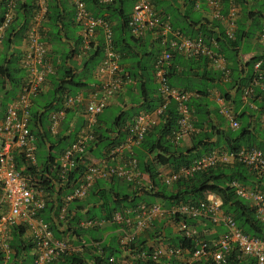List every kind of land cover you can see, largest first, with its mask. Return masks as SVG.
Returning a JSON list of instances; mask_svg holds the SVG:
<instances>
[{
  "label": "built area",
  "instance_id": "2783aa9c",
  "mask_svg": "<svg viewBox=\"0 0 264 264\" xmlns=\"http://www.w3.org/2000/svg\"><path fill=\"white\" fill-rule=\"evenodd\" d=\"M73 6V22L79 27L81 53H86L94 44L96 34H100V61L94 69L97 85L94 94L84 103L79 96H65L61 108L48 115L47 131L51 136L58 133L59 126L68 109L82 104V125L75 132L72 141L54 160L59 178H65L75 167L77 158L94 139L93 128L96 117L107 107L111 98L123 88V71L120 66V55L112 46L111 23L103 17H93L85 8L83 0H69ZM199 0H194L197 4ZM98 4H108L111 0H96ZM215 17L224 22V34L233 38L234 9L230 8L225 17L218 14L221 0H205ZM131 11L127 19V28L134 39L150 33L159 39L162 51L155 57L152 65L155 95L159 104L152 111H140L132 119L123 138L113 145L94 162L83 164V170L77 183L68 193L60 198L58 219L65 216L67 204L83 200L91 186L98 180L120 178L134 190H150L151 183L143 181V175L137 169L134 149L141 145L145 134L158 121L169 103L175 106L176 128L169 135V141L177 144L180 140L189 138L195 131L193 115L188 102L193 93L170 86L167 82L166 68L173 54L185 59L205 58L211 65L221 61L220 56L199 38L181 36L170 29L165 19L154 13L150 0H131ZM196 7V5H195ZM14 3L9 1L0 23V31L5 29L13 18ZM34 10L30 24L25 30L28 41V51L21 59L24 80L16 97L6 105L0 118V253L2 264H11L8 247V227L12 224H22L29 228L34 244L32 259L29 264H50L61 255L76 254L82 251V246L73 245L75 237L64 236L55 238L46 223L37 219L44 209L47 193L31 184L30 177L16 170L13 156H22L27 167L36 168L35 141L29 132L28 111L31 98L36 96L44 81L45 75L52 71L51 65L45 60V46L39 41V23L47 13V0H34ZM264 30V23L262 24ZM257 77H264V67L261 62L253 64ZM225 70V69H224ZM227 76L224 72L223 77ZM250 93L249 88L243 89V97ZM226 114V113H225ZM229 127L236 129L237 122L229 114L225 115ZM264 123V116L262 117ZM236 162L243 165L247 171L257 177H264V156L256 148H240L235 152L214 150L197 157L187 166L175 170L157 171L158 183L171 188L177 181L190 178L193 174ZM234 195L241 198L253 208L256 219L264 224V195L250 187L235 181L229 183ZM158 203H137L134 207L122 208L109 219L117 226V242L119 246H128L136 237L152 227L153 222L168 218L175 226L179 237L194 241V249L187 251L179 247L162 244V237L157 236V242L150 246V252L133 250L117 262L113 257L107 264H144L145 260L155 263L178 260L175 264H197L201 260H209L211 264H224L231 249L238 252L242 258L252 260V264H264V240L247 236L239 231L233 218L220 209V199L216 194L206 193L195 202L172 203L164 209ZM175 218V219H174ZM186 220L207 221L213 227L221 226L223 232L215 239L204 240L199 236L196 226L186 223ZM105 221L93 219L82 220L78 228L87 230L104 224ZM68 235V234H67ZM69 239L71 241H69ZM128 258V260H127Z\"/></svg>",
  "mask_w": 264,
  "mask_h": 264
},
{
  "label": "crops",
  "instance_id": "0c3cea01",
  "mask_svg": "<svg viewBox=\"0 0 264 264\" xmlns=\"http://www.w3.org/2000/svg\"><path fill=\"white\" fill-rule=\"evenodd\" d=\"M9 1L14 3L13 18L10 24L0 31V60L4 57V66L8 70H12H9V72L11 73V79L15 81L13 83L16 84L14 87L5 86L4 91H8L6 93L8 98L5 99L6 96L0 98V118L3 115L6 105L16 97L20 85L24 80L21 59L29 48L28 41L25 37V30L35 13L34 0H0V19H2L6 4ZM122 1V10H124L126 4L128 6L126 14L129 15L132 5L131 0ZM52 2L51 0H47V13L39 23V41L45 46V60L51 65L52 71L45 75L39 92L31 98L32 104L30 110L31 108H41V111L46 110L47 106L53 103L56 97L60 96L62 98L65 96H79L84 103L94 94L97 85L94 73L96 66H92L93 60L88 59V54L98 50L97 60L94 58L97 65L101 57L98 48L101 40L100 34H96L94 44L90 49L86 53H81L79 50V27L73 22L74 9L72 4L69 0ZM51 3L53 5L52 10L49 9ZM150 3L158 15H162L164 18L167 17L166 19L172 22V28L176 31L186 27L190 32V25H193L192 23L196 24L193 30L198 29L199 26L208 28L213 37V40L210 42V48L221 58V61L216 65L208 63L206 67L203 66L202 61L186 60L178 54L172 55L170 60L172 71L169 72L167 82L170 86L185 89L193 93L188 105L194 114L193 127L195 131L189 138L173 144L171 152L185 153L190 150L189 156L194 160L214 150L220 149L227 151L223 146L227 142L226 136L235 138L237 134H233V132L238 131L240 128H246L248 130L250 139L255 144L262 143L264 141V123L262 121V117L264 116V77H257L253 64L260 61L261 67H264V61L260 59L253 64H249L247 61L251 57L264 55V30H262L264 19H259L264 14V0L221 1L218 10V14L221 17L227 16L231 7L234 9L233 38L235 44H230L231 42L229 41H233V38L228 39L225 36L224 22L220 18L215 17L212 9L206 4L205 0H199L197 4L194 2V5L190 9L186 4H183L182 0H150ZM89 8L92 10L91 8L93 6L90 5ZM24 10L29 11V14L27 15L28 18H26L27 24L25 30L20 31V23L18 22ZM49 10L52 13L49 14ZM110 20L112 21V26L117 25L114 18ZM7 34H12L9 40H7ZM6 42L9 43L6 44ZM127 43L129 44V48H125L124 51L127 52L128 57L130 56L134 60L129 61L130 59H128L126 61L123 58L120 60V66L122 67V71L127 73L129 77L124 78L125 81L122 90L111 98L107 107L113 108L116 116L121 115L123 118H126L128 115H131L133 118L140 111L136 108L142 102L139 97V88L141 86V79L138 77L140 75L139 68L150 66L152 64V57L159 54L163 48L160 41L148 33L139 42L131 40L127 41ZM150 54L152 55L150 56ZM62 68L67 70L64 77ZM88 68L91 70H88ZM205 70L210 72V74L212 72L217 73L219 75V81L210 80L209 78L211 76H206ZM224 72L227 75L225 77H223ZM143 73L146 74L147 72ZM133 75L138 79H135L136 77H133ZM70 79L78 83H83L84 86H70L65 83ZM145 88L148 92L155 94L153 91L155 85H148L146 83ZM244 88L250 89V93L246 97H243ZM197 91H202L204 94L200 95L196 93ZM169 106L173 107L174 104L170 103L167 107ZM58 107H61V103ZM105 109L97 116V123L100 129H104L105 127L101 118ZM82 110V104L75 105L74 108L66 110L59 128V135L65 137L60 144L62 147L71 142L74 133L82 125ZM225 113L229 114L237 122L238 127L236 129L229 127V121ZM156 124L157 122L154 125ZM42 129L46 130V127L42 126ZM206 139H208V142L214 143L217 149L204 152V148L198 147L193 150L195 144L200 141H206ZM236 142L241 144L243 139H237ZM44 146L46 147V145ZM100 147L101 144L92 148L89 153L90 155H88L90 162H94L102 156H100ZM140 147L141 145L133 151L137 155L134 157L141 160L142 156L139 157L138 154L143 152L146 158L147 154ZM148 162L151 164L150 167H154L156 173L160 170H170L169 167L160 165L155 160H152L151 155H148ZM137 169L143 175L144 183L150 182V178L146 173L141 171L140 166ZM155 180L158 182L156 177ZM95 183L91 186V189H93ZM96 185L98 189H109L110 187L118 193L119 191L117 189L122 185L128 189L127 193L135 191L126 182L117 179H114L112 183L107 180H98ZM145 203H158L160 206H164L162 207L164 209L172 204H168L157 198L154 200L147 198ZM153 223L157 227H161L158 233H161L165 237L171 234L173 236H179L175 226L168 218H162ZM106 225L100 226L99 229L101 230ZM195 226L199 234H202V237L206 238V240L215 239L223 232L221 226L213 227L207 221L203 220L195 221ZM98 232L99 230L92 232V235L94 236ZM143 233L141 234L145 235ZM25 236L31 237L29 228H26ZM103 237L107 241L109 234L104 233ZM156 240L153 239L152 242L148 240L147 247L156 243ZM161 243L167 245L164 242ZM72 244L79 245L76 242H72ZM123 257H127V254L122 252L116 261L119 262Z\"/></svg>",
  "mask_w": 264,
  "mask_h": 264
},
{
  "label": "trees",
  "instance_id": "16d2710c",
  "mask_svg": "<svg viewBox=\"0 0 264 264\" xmlns=\"http://www.w3.org/2000/svg\"><path fill=\"white\" fill-rule=\"evenodd\" d=\"M56 1L57 0H51L52 3ZM83 1L85 3L86 11L89 14L91 12L93 17H103L109 23L112 22L110 20L111 18H117V25L111 26L112 46L119 53L120 60L128 57L127 52L124 51L125 48H129L127 41L133 40L134 42H139V40L143 37L134 39L130 36L127 28L128 15L124 10H122L123 1L111 0L110 3L105 5L98 4L96 0ZM182 2L183 4H186L189 9L194 5V0H182ZM52 3L49 6V9L51 10L53 8ZM90 5L93 6V8H91L92 10H90V8L88 9ZM50 13H52V11L49 10V14ZM154 13L156 12L154 11ZM28 14L29 11L27 12L26 10L22 11L21 13V19L18 22L20 23V31H23L26 28V18H28ZM156 15L158 14L156 13ZM158 16L168 22L170 29L176 31L172 28V22L166 19L167 17L164 18L162 15ZM259 19H264V14L260 16ZM1 22L2 20L0 19V23ZM192 24L193 25H190V32L186 29V27L184 29L180 28L177 30V32L184 37L194 39L199 38L205 45L211 47L210 42L213 40L211 31L205 26H199L198 29L193 30L196 24ZM148 34L152 35L150 33ZM11 37L12 34H7V40H9ZM229 42H231L230 44H235L234 38L233 41L231 40ZM8 43L9 42H6V44ZM98 54V50L88 54V59L93 60V67L97 66L96 57ZM151 55L152 54H150V56ZM157 55L158 54L152 57V64L150 66H143L139 68L140 75L138 77L141 79L139 97L141 98L142 102L136 108L137 110L149 112L156 108L159 104V99L157 96L151 92H148L145 88L146 83L148 85H155L153 80L152 65ZM94 58H96V60ZM260 59L264 61V55L251 57L247 63L253 64L255 61ZM170 60L166 68L165 78L167 81L169 72L172 71V68L170 67ZM186 60L202 61L203 66L207 67L208 65V61L205 58H193ZM4 62L5 59L3 57L0 60V98L1 96H6V93L8 92L4 91L5 86L14 87L16 84L13 83L15 81L11 79V73L9 70H12H8V68L4 66ZM88 70L91 69L88 68ZM66 71L67 70L62 68L63 77L65 73H67ZM142 72L147 73L142 74ZM205 75L211 76L209 79L212 81H219V75L217 73L212 72L210 74V72L205 70ZM126 77H129L128 74L123 72V79ZM133 77L136 76L133 75ZM135 79L138 78L136 77ZM65 83L70 86H84L83 83L75 82L72 79H70L68 82L66 81ZM155 88L153 90L154 93ZM196 93L200 95L204 94L202 91H197ZM60 103H62L61 96L56 97L54 102L47 106L46 110L41 111V108H31L30 110L29 107L27 127L29 132L34 137L35 148L40 145L44 146L45 144H49L45 161L36 168H33L27 167L24 164L22 156L17 154L13 156L15 169L21 170L22 174L26 175L27 177L29 176L31 179L30 183L33 184L34 187L47 193L44 209L38 213L37 217L48 225L53 237H75L73 242H76L82 246V251L80 253L61 255L57 259L53 260L50 264H107L110 257H113L115 260H117L118 256L122 252L124 253L125 250L127 253L130 249H132L130 252L136 250L149 253L151 249L150 247H147V241L149 240L152 242L157 236H161L163 242L167 245H172L187 251H192L195 245L194 241L181 238L177 235L173 236V234L165 237L161 233H158L161 227H157V225L154 223L152 227H150L151 229L149 228L150 230L147 229L144 231L143 234L145 235H139L128 246H119L117 242V226L112 224L109 220L111 215L115 212H119L122 208L134 207L141 201L145 203L147 198H152L153 200L155 198L161 199L168 204L177 202L195 203L201 200L206 193L216 194L220 199V209L233 218L236 227L241 233L250 237L264 240V224L260 223L256 219L253 208L250 207L247 201L235 196L233 189L229 187V183L235 181L243 186L250 187L253 190H258L264 195V177H257L249 173L243 165L233 162L231 164L215 166L213 168L197 172L185 180L177 181L171 188L168 189L156 182L155 177L157 173L155 172L153 166L150 167L151 164L148 162V155H151L152 160H155L160 165L169 167L171 170H175L181 166H187L193 161L189 156L190 150L186 151L185 153L171 152L173 144L169 141V135L176 128V114L174 110L175 106L167 107L162 112L157 124L149 129V131L145 134L140 148L145 151L147 158L144 157L143 152L138 154L139 157L142 156L141 160L135 158L137 167L140 166L141 171L146 173L150 178V190L140 189L132 191L131 193L122 194L120 192H115L110 187L109 189H98L96 181L93 189H89L87 196L83 200L73 201L67 204L63 221H59L57 215L61 206L60 198L68 193L69 190L77 183L79 175L83 170V164L89 162L88 155H90L89 153L91 152L92 148L101 144L99 151L101 152L100 156L103 155L111 145L118 143L123 138L133 119L131 115H128L126 118L118 115L112 120L111 129L105 128L106 126L104 129H100L96 120L95 127L93 128L94 139L89 142L83 154L77 158L75 167L67 174L65 178L62 179L58 177L54 160L57 158L56 156H58L69 145L70 142L66 146L62 147L60 144L65 138L64 136H60L58 134L51 137L48 132L45 131V129H42L43 121L45 120L47 122L48 113L60 109L61 107H58ZM188 107L191 109L189 105ZM192 115L194 116L193 111ZM226 139L227 142H225L223 146L227 151L235 152L240 148L253 147L259 149L264 156V141L260 144H255L254 141L250 139L249 132L246 128H240L235 138L226 136ZM237 139H243V142L239 144L236 142ZM198 147L204 148V152L217 149L215 148L217 146L214 143L208 142V139L195 144L193 150L197 149ZM134 156H137L136 153H134ZM114 179L123 181L122 179L115 177L107 181L112 183ZM95 209H98L96 213ZM88 219H98V221H105L102 225H107L101 230L99 227L102 225L87 230H81L78 228V223L80 221ZM186 223L191 225L195 224V222L192 220H186ZM60 228H62V230H60ZM8 229L9 239L7 242L11 254V264H29L32 259L31 252L34 244L29 237L25 236L26 227L22 224H12L8 227ZM97 230H99V232L93 236L92 232H96ZM104 233L109 234L107 241H105L103 237ZM204 240H206V238H204ZM2 259L3 256L0 253V264H2ZM252 263V260L240 257L238 252L234 249L230 250L224 262V264ZM144 264H175V261L171 260L164 263H155L151 260H145ZM197 264H211V262L209 260H201Z\"/></svg>",
  "mask_w": 264,
  "mask_h": 264
},
{
  "label": "rangeland",
  "instance_id": "374dc122",
  "mask_svg": "<svg viewBox=\"0 0 264 264\" xmlns=\"http://www.w3.org/2000/svg\"><path fill=\"white\" fill-rule=\"evenodd\" d=\"M124 11H125V13H127V11H128V6L126 4L124 6ZM114 18H115L116 23H117V21H118L117 18L116 17H114ZM126 37L128 38L127 35H126ZM125 59H126V61L128 59H130L129 61H133L134 60L133 58H130V57H127ZM7 98H8V96H6L5 99H7ZM104 111L105 112L101 116L102 121H103L104 125L106 126V128L111 129L112 128L111 122L116 117V112H115V110L113 108H110V107H107ZM45 123L46 122L44 120L42 125L46 127L47 124L45 125ZM237 133H238V131L233 132V134H237ZM46 154H47V148L45 146L40 145V146H37L36 147V151H35V163H36L37 166L41 165L45 161ZM117 190L120 193H127L128 192V189L124 185L120 186V188L117 189ZM95 211H97V209H95ZM199 236L202 237V234H199ZM155 239H157V237H155ZM175 261H178V260L176 259Z\"/></svg>",
  "mask_w": 264,
  "mask_h": 264
},
{
  "label": "clouds",
  "instance_id": "9594fccd",
  "mask_svg": "<svg viewBox=\"0 0 264 264\" xmlns=\"http://www.w3.org/2000/svg\"><path fill=\"white\" fill-rule=\"evenodd\" d=\"M221 5V4H220ZM63 99V98H62ZM30 105H31V103H30ZM106 108V107H105ZM104 108V109H105ZM103 111V110H102ZM53 112V111H52ZM66 112V111H65ZM48 115H49V113H48ZM48 115H47V124H48ZM64 115H65V113H64ZM64 118V117H63ZM83 120V119H82ZM96 120H97V117H96ZM83 122V121H82ZM96 124V123H95ZM61 125V124H60ZM81 127V126H80ZM95 127V126H94ZM59 128H60V126H59ZM45 131H47V125H46V130ZM48 132V131H47ZM49 134V133H48ZM59 134V129H58V133L56 134V135H58ZM75 134V133H74ZM50 135V134H49ZM55 135V136H56ZM51 136V135H50ZM51 137H53V136H51ZM74 137V136H73ZM72 141V140H71ZM46 145V147L48 148V146H49V144H45ZM218 150H220V149H218ZM36 151V150H35ZM224 151V150H223ZM233 163V162H232ZM228 164H231V163H228ZM226 165V164H225ZM57 217H58V215H57ZM37 219H39L38 217H37ZM40 220V219H39ZM59 220V219H58ZM59 221H63V219L62 220H59ZM45 223V222H44ZM68 237H70V236H68ZM30 239H31V237H30ZM69 241H71L70 239H69ZM71 242H73V241H71ZM163 242V241H162ZM172 246V245H171ZM175 263H178L177 261H175Z\"/></svg>",
  "mask_w": 264,
  "mask_h": 264
}]
</instances>
